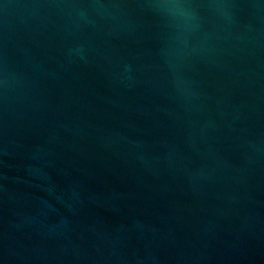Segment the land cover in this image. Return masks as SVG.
<instances>
[{
	"label": "water",
	"instance_id": "water-1",
	"mask_svg": "<svg viewBox=\"0 0 264 264\" xmlns=\"http://www.w3.org/2000/svg\"><path fill=\"white\" fill-rule=\"evenodd\" d=\"M0 264H264V0H0Z\"/></svg>",
	"mask_w": 264,
	"mask_h": 264
}]
</instances>
